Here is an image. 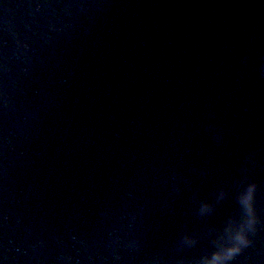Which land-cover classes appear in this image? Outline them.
<instances>
[{
	"label": "water",
	"instance_id": "obj_1",
	"mask_svg": "<svg viewBox=\"0 0 264 264\" xmlns=\"http://www.w3.org/2000/svg\"><path fill=\"white\" fill-rule=\"evenodd\" d=\"M0 264H264V0H0Z\"/></svg>",
	"mask_w": 264,
	"mask_h": 264
}]
</instances>
